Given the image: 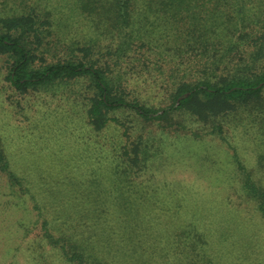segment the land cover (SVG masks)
<instances>
[{"label":"rangeland","instance_id":"374dc122","mask_svg":"<svg viewBox=\"0 0 264 264\" xmlns=\"http://www.w3.org/2000/svg\"><path fill=\"white\" fill-rule=\"evenodd\" d=\"M42 5L40 0H0V17L27 14L33 6ZM146 10L144 3L138 16L143 34L145 25L153 35L175 30L160 14L150 22ZM112 11L114 7L94 8L91 15L77 14L81 17L75 20L77 15L66 10L52 13L48 16L52 27L45 26L53 32L46 39L85 40L94 32L106 50L109 40L116 44L121 35L119 22L113 17L110 21L106 14ZM4 32L10 31L0 20V33ZM40 62L37 58L33 64ZM11 64L12 56L0 51V149L24 185L18 187L12 203H6L2 194L8 196L11 190L6 174L0 173V264H61L59 256L41 242L40 213L65 234L86 226L98 229L100 214H121L109 229H114L115 245L123 251L131 244L140 249L167 243V257L173 263L209 264L206 253L194 248L195 242L192 246L190 240L185 244L176 236L166 238L168 234L161 237L150 231L154 223L147 214H166V224L161 223L160 229L192 220L211 236L214 250L224 249L221 244L227 240L235 250H258L264 259V220L254 203L243 197L240 186L233 187L242 176L232 149L236 147L253 177L264 184V91L251 107L217 118L223 121L225 142L210 132L216 118L204 121L186 109L161 120L144 119L130 108L107 110L104 124L97 128L88 114L93 95L90 85L83 83L80 88L74 80L62 78L47 87L20 90L7 79ZM143 79L132 89L126 88L124 95L154 107L169 102V91L145 86ZM122 201L128 209L145 213L144 236L133 233L122 214ZM21 226L30 228V233L22 236ZM15 246L20 247L17 253L12 252ZM144 254L142 264L157 259L150 249H144ZM157 262L168 264L167 259Z\"/></svg>","mask_w":264,"mask_h":264},{"label":"trees","instance_id":"16d2710c","mask_svg":"<svg viewBox=\"0 0 264 264\" xmlns=\"http://www.w3.org/2000/svg\"><path fill=\"white\" fill-rule=\"evenodd\" d=\"M42 3L37 8L33 6L27 14L0 17L10 31L0 33V51L12 56L7 79L20 90L47 87L59 83L62 78L74 80L80 88L83 83L84 86L90 85L93 95L88 114L93 116L92 121L97 128L104 124L107 110L118 108H130L148 120H161L182 109L201 120H215L229 111L238 114V109L251 107L253 100L263 94L264 0H40ZM144 3L148 7L145 12L150 22L156 21L160 14L164 22L175 26L171 36L167 31L164 35L150 34L152 32L146 25L143 34L138 16ZM152 4L163 14L161 11L152 14L156 11ZM104 6L114 7V11L106 14L110 21L113 17L119 22L121 32L116 44L109 40L106 50L94 32L85 40L76 37L46 39L53 32L45 26L48 23L52 27L50 14L66 10L70 14L91 15L92 9ZM79 17L81 15L72 19ZM49 57L55 60H47ZM37 58L42 62L34 65ZM141 79L145 80V86H162L169 91V102L154 107L139 98H127L126 88L132 89L133 84ZM215 123L212 122L210 132L224 139L221 134L223 121L217 119ZM232 149L237 170L242 176L233 187L240 186L243 197L254 203L264 220V184L253 177L236 147ZM0 173L6 174L11 190L10 195L6 193L8 196L2 194L3 198L6 203H12L18 187L21 189L24 184L1 149ZM120 203L125 210L122 214L135 236H144L145 213L132 211L125 202ZM150 214L151 211L147 217L154 223L150 231L159 233L161 237L168 234L166 238L176 236L185 244H190V240L192 246L195 242L194 248L206 253L209 264H264L258 250L251 247L235 250L232 241L224 240L221 244L224 249L217 247L218 250H214L216 244L208 238V232L205 229L206 232L200 231L202 227L192 220L165 230L160 229V224H166L169 215L156 217ZM40 216L41 242L59 256L61 264H136L137 261L142 264L144 249L155 253L154 259L157 258L158 262L167 259L168 264H178L167 257L168 253L170 255L167 243L158 245L157 242L152 247L140 249L131 244L124 247L125 251L115 245L117 237L114 229L109 228L116 224L121 214H115V217L100 214L98 229L86 226L67 230V234L56 230L41 213ZM21 228L22 236L31 231L26 226ZM12 250L17 253L20 247L15 246ZM108 256L113 259L111 262ZM156 260L152 263L156 264Z\"/></svg>","mask_w":264,"mask_h":264},{"label":"water","instance_id":"95a60500","mask_svg":"<svg viewBox=\"0 0 264 264\" xmlns=\"http://www.w3.org/2000/svg\"><path fill=\"white\" fill-rule=\"evenodd\" d=\"M187 94V93H186Z\"/></svg>","mask_w":264,"mask_h":264}]
</instances>
